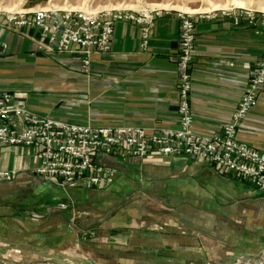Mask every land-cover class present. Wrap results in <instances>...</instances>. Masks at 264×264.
I'll list each match as a JSON object with an SVG mask.
<instances>
[{
    "label": "crops",
    "instance_id": "crops-1",
    "mask_svg": "<svg viewBox=\"0 0 264 264\" xmlns=\"http://www.w3.org/2000/svg\"><path fill=\"white\" fill-rule=\"evenodd\" d=\"M27 1L20 3L21 10L31 12L34 7H26ZM39 1L43 4L46 0ZM189 2L194 8L187 9L195 12L232 4L254 8V0ZM162 4L167 5L165 2ZM172 10L156 19L148 48L144 51L139 49V28L126 22L117 23L111 51L91 56L88 75L34 58L31 41L22 35L27 30L0 25V40L9 43L5 56L0 57V90L11 76L29 77L36 85L45 81L46 84L51 83L46 95L33 99L28 95L29 109L39 115L80 125L134 126L147 131L174 128L178 123L175 81L179 25L175 13L178 8L172 7ZM195 36L191 63L192 129L200 135H211L229 120L239 101L248 74L264 51V34L233 27L227 19L221 18L199 21ZM62 57L67 58L64 61L67 65L77 66L80 62L76 56ZM6 91L26 92L24 89ZM238 139L264 151V89L258 104L242 123ZM94 160L115 169V181L104 191L83 188L67 191L33 173L38 161L32 149L22 146L3 148L0 151V169L15 170L17 175L9 184L0 183V244H8L10 240L33 244L40 240L37 234H49L48 244L51 238H56L59 249L64 244L65 256H75L80 254L82 246H76L72 240L79 232L96 230L99 239L101 237L100 243L108 244L113 240L109 233L122 228L128 230V243L146 247L154 242L163 249L171 245L173 250L182 248L181 243L184 246L179 238L182 236L178 235L184 232V228L198 231L208 230L210 225H223L220 233L231 221V233L241 234L248 228L254 236V219H258L260 210H264L263 195L254 191L246 181L220 176L202 160L184 156L154 155L140 159L102 154ZM124 196L145 197L149 203L156 202V208L163 213L159 218L158 231L151 233V242L147 241L141 228L116 224L110 207L104 208L99 203ZM61 197L73 201L67 202L72 204L73 212L57 214L50 210L51 205L56 204L54 200ZM30 212H42L44 217L35 220ZM63 213L72 214L74 219L66 221ZM179 215L185 218V225L175 222ZM196 237L200 235L196 234ZM67 242L69 247H66ZM210 243V238L206 239L205 245L209 249ZM244 245L254 249V238ZM108 247L107 257L115 259L116 252L109 251ZM28 250V254L20 252L15 259H5L14 264L45 257L38 256L30 248ZM162 251L156 250L158 253ZM205 255L209 257V254ZM194 256L200 257L198 254ZM93 259L87 260L93 264Z\"/></svg>",
    "mask_w": 264,
    "mask_h": 264
},
{
    "label": "built area",
    "instance_id": "built-area-1",
    "mask_svg": "<svg viewBox=\"0 0 264 264\" xmlns=\"http://www.w3.org/2000/svg\"><path fill=\"white\" fill-rule=\"evenodd\" d=\"M168 10L106 8L100 11L36 9L0 10V25L39 34L37 49L45 54H67L79 58L84 72L89 71L94 54L111 51L115 25L126 22L139 28V49L148 48L154 21ZM179 25L177 65V129L146 131L141 127H103L40 116L31 112L19 93L0 90V146L31 148L39 161L34 173L61 189L84 185L98 189L112 184L114 171L97 164L99 154L145 158L154 155H185L207 162L220 173H232L264 194V151L257 150L237 137L239 120L255 104L264 86V52L248 78L236 111L220 130L200 135L190 129L191 63L195 52V28L199 21L227 19L236 28L264 34V11L254 8L225 7L205 12L176 11ZM8 49L0 42V56ZM38 49V50H39ZM16 115L11 118V115ZM17 120L19 123H16ZM13 172V171H12ZM13 173L0 169V178ZM64 208L65 204L58 205Z\"/></svg>",
    "mask_w": 264,
    "mask_h": 264
},
{
    "label": "rangeland",
    "instance_id": "rangeland-1",
    "mask_svg": "<svg viewBox=\"0 0 264 264\" xmlns=\"http://www.w3.org/2000/svg\"><path fill=\"white\" fill-rule=\"evenodd\" d=\"M22 1L24 2L25 0H0V10H2V11H16V10H18L19 11V10H21L20 3ZM189 1L190 0H46L45 3L41 4L40 3L41 1H39V0H28L26 2L25 6L26 7L32 6V7H34V10H36V9H46V10L47 9H58L57 7H65V8H59L58 10H89V11H100L101 9H106V8L140 9L143 7H147L150 9L168 10V12L164 13L163 15L168 14L171 11H173L172 7H177L178 10H175V13H176V11L195 13V11H190L189 9H187V7L194 8V7H191L192 5H189V3H190ZM164 2L167 5L162 4ZM173 4H175L176 6H174ZM231 6L239 7V8H243V9L252 8V7H240L238 5H233V4L229 5L227 7H231ZM220 8H225V7H220ZM216 9H218V8H216ZM254 9L264 11V0H254ZM261 9H263V10H261ZM209 10H212V8ZM209 10L207 9V11H209ZM135 26H137V25H135ZM151 29H152V27H151ZM26 30L27 31L22 33V35L24 37H28V39L31 41V43H32V50L31 51H32V55H34L33 56L34 58L41 59L43 61H48L49 63L55 62V63L61 65L62 67L65 66L64 68H66L68 70L75 71V72L77 71L78 73H83L86 75H88L90 73V64H89V71L84 72V70L81 67L80 62H78L79 64L77 66H75L74 64H71V63H69L67 65L64 62L67 58H63L62 56H65L67 54H61L60 55V54L54 53L51 55H47V54H45L44 50H40L39 48H38L39 49L38 50L37 49V46H38L37 42L39 40V34L33 29H26ZM114 31H115V28H114ZM113 35H114V32H113ZM112 40H113V38H112ZM0 42H7V41L6 40H0ZM8 49H9V43H8ZM8 49H7V51H8ZM5 54L3 56H5ZM261 55H260V57H261ZM3 56H0V57H3ZM67 56H69V55H67ZM260 57L256 61L254 67L250 70V72L248 74V78H249L250 74L253 71H255L257 63L260 60ZM69 59L71 60V58H69ZM72 62H74V61H72ZM176 68H177V65H176ZM190 72H191V70H190ZM248 78H247L244 90L248 86ZM46 83L47 82L45 81V82L41 83V85H36L35 82L33 81V78H29V77L28 78H25V77L24 78H22V77L16 78L15 76H11L7 81L4 82L1 89L2 90H16V89L26 90V92H20V91H10V92H13L16 94L17 93L22 94V95H20V97L25 100L26 106L29 109V107L27 105L28 95H30V98H32V99L38 98L39 96L46 95L50 91L48 88L50 87L49 84H51V83H49V84H46ZM175 89H176V93H177V103L176 104H178L177 77H176V81H175ZM263 89H264V86L262 87V89L260 90L258 95L256 96L255 104L248 110L245 117H243L241 120H239L238 125H237L238 133H239V130L242 126V123L247 119L251 110L258 104ZM244 90H243V92H244ZM242 95H243V93H242ZM240 99H241V97H240ZM240 99H239V101H240ZM191 100H192V74H191V93H190V98H189V106H190V111H191L190 112V115H191L190 129L193 131V129H192L193 114H192V108H191ZM239 101L234 106L231 115H233L234 112L236 111V108L239 104ZM31 112H33V111H31ZM33 113H35V112H33ZM176 113H177V105H176ZM35 114H37V113H35ZM15 115H16V113H13L11 115V118H13ZM37 115H39V114H37ZM231 115H230V117H231ZM40 116H44V115H40ZM58 120H61V119H58ZM15 122L19 123L17 120H15ZM226 123H224V124H226ZM103 127H106V126H103ZM178 127H179V123H177L176 127L167 128V129H177ZM237 137H238V135H237ZM6 147H14V146H0V151ZM99 155H101V154H99ZM108 156H113V155H108ZM114 156H116V155H114ZM169 156H171V155H168V156L159 155V157H169ZM176 156H184L186 158H189L185 155H176ZM95 157H94V159H95ZM97 164H99V163H97ZM103 166H105V165H103ZM105 167H109V166H105ZM109 168H111V167H109ZM111 169L114 171V174H115V177L113 180V182H114L116 179V170L113 168H111ZM213 169L220 176H233L235 178L241 179L232 173H220L215 168H213ZM3 171H8L10 173H13L14 175H11L10 179H8V180L1 177L0 183L9 184L10 181H12L13 178L17 175V171H15V170L4 169ZM33 173H34V170H33ZM249 186L251 188H253L254 191L263 195L262 197H264L263 193H260L253 186H251V185H249ZM78 188L92 189V190H103L104 191L108 188V186L105 188H102V189H98L96 187L88 188V187H84V185H79L76 187L67 188V189H63V190L68 191V190L78 189ZM54 202L56 204L51 205L50 210L56 211L55 213H57V214H60V213L62 214V212H68V211L73 212L74 211L72 204L69 205L67 203V202H71V201H68V199H63L61 197L60 199L57 198L56 200H54ZM62 203L65 204L64 208H60L58 206ZM71 203H73V201ZM99 203H101L104 206V208H106V206L110 207V214H111V210H112V212H114L113 218H114V221L116 222V224H122V225L127 224L130 226L134 225L137 227L134 229L141 228L142 232L146 235V239L148 242L152 241V240H150V238H153V235H152L153 232H155V231L157 232L158 231L157 228L160 227L159 218H161V215H163V213L158 208H156V206H157V204H155L156 202L154 203V201L153 202L150 201V203H149V201H147V199L145 197L124 196V197L115 198V199L109 198V199L101 200V201H99ZM30 214H32V217L35 218V220L43 219L42 217H44V214L42 212H30ZM63 214L64 215H62V216L63 217L65 216L64 218H66V221H72L74 219L72 214H70V213L69 214L63 213ZM124 216H125V218H124ZM184 216H185V214H184ZM184 219H185L184 217H180V215H179V217L175 219V222L176 223L180 222L181 224L183 223V225H185L183 222ZM227 222H226V224H228V223L229 224L226 225V230H224L220 233H219L220 229L223 230V228H224L223 225H220V226L210 225V228H208V230H198V231L191 230L189 228H184L183 229L184 232L178 234V235L182 236V238L181 237H179V238H180V240H182L184 246H182V243H181L180 247H182V248L177 249V247L176 248L173 247L174 248L173 250H171V247H172L171 245H169V246H167V248L163 249L160 246L155 245L154 242H152L149 246H146V247L139 245L137 243L134 244L133 242L128 243V239H127L128 238V230H124L122 228L115 229L114 233H112V232L109 233V237L113 238V240L110 241L111 243H108V244L100 243L101 237L99 239V236L95 233L96 230L82 231V232H79L77 235H75L74 239L72 240L73 242H75L74 244H76V246H80V247L82 246L81 250H79L80 254H76L75 256H72L70 254H68V256H65V253L63 252L65 250L64 244L61 245V247L59 249L57 246L59 244V241L56 240V238H51V243L48 244L50 242L49 234L46 236H43V235H40V233H39V234H37V236L40 239L38 241L39 243L34 241L33 244L21 243V242L19 244V243H16L15 240H10L8 244H0V264L10 263V260H7V259H15L16 256L20 252H22L24 254H28L27 253V251H29L28 248H30L31 251L34 250L35 252H37L38 256H42V257L45 256V257L40 258L39 259L40 261L39 260L34 261V262L28 261L30 263H28L27 261H24V262H17L14 264H91V262L88 260L92 259L93 257H94V259L92 260V261H94L93 264H264V233H263L264 232V210H260V215L258 214V219L257 218L254 219V225H255L254 236L252 235L250 230H247L248 228H246L245 231H243L241 234H237L234 232L231 233V229H230V227H231L230 222L231 221H229L228 223ZM69 225H71V224H69ZM188 226H190V224H188ZM223 232H225V233L222 234ZM72 234L74 235V233H72ZM196 234L200 235V237H196ZM53 236H54V233L51 234V237H53ZM43 237H45V238H43ZM208 238H210V242H211L209 244L210 249L208 247H206V245H205L206 239H208ZM251 238L252 239L254 238V241L256 243V246H254V249H251L248 246L244 245V242L248 241ZM79 244H81V245H79ZM107 245L109 246L108 247L109 251L113 250L116 252L115 259H112V257H109V256H108L109 258L107 257V255H108V252L106 249ZM69 246H70V243L67 242L66 247H69ZM156 250H163V251H162V253H160V252L158 253V252H156ZM174 251H177V252H174ZM124 253H127V254H124ZM195 254L200 255V257L194 256ZM205 254H209V257ZM204 256H205V258H203ZM5 258H7V259H5ZM5 262H8V263H5ZM10 264H13V263H10Z\"/></svg>",
    "mask_w": 264,
    "mask_h": 264
},
{
    "label": "bare ground",
    "instance_id": "bare-ground-1",
    "mask_svg": "<svg viewBox=\"0 0 264 264\" xmlns=\"http://www.w3.org/2000/svg\"><path fill=\"white\" fill-rule=\"evenodd\" d=\"M59 9V8H58Z\"/></svg>",
    "mask_w": 264,
    "mask_h": 264
}]
</instances>
